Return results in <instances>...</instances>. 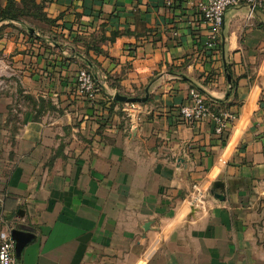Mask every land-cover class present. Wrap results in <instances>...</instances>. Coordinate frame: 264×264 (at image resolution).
Returning a JSON list of instances; mask_svg holds the SVG:
<instances>
[{
    "label": "crops",
    "instance_id": "obj_1",
    "mask_svg": "<svg viewBox=\"0 0 264 264\" xmlns=\"http://www.w3.org/2000/svg\"><path fill=\"white\" fill-rule=\"evenodd\" d=\"M200 1L33 0L32 16L0 19L16 264H264V8L227 9L208 49ZM83 67L93 101L75 93ZM191 90L210 111L192 124ZM195 185L207 199L191 213Z\"/></svg>",
    "mask_w": 264,
    "mask_h": 264
},
{
    "label": "built area",
    "instance_id": "obj_2",
    "mask_svg": "<svg viewBox=\"0 0 264 264\" xmlns=\"http://www.w3.org/2000/svg\"><path fill=\"white\" fill-rule=\"evenodd\" d=\"M244 4L249 8L251 15L255 8H264V0H203L196 4L197 11L201 14L204 22L210 27L205 42V47L214 49L217 45V37L220 27L224 22V15L227 9ZM75 93L77 96L88 101L95 100L99 93V87L95 82L93 74L88 67L81 68L75 77ZM191 103L180 108V116L187 123L202 121L210 116V111L202 95L191 90ZM217 127L216 133L221 134L225 121L219 117L215 118ZM206 192L203 187L195 185L185 199V209H200L206 205ZM0 224L6 229L0 237V264H16L14 256L15 242L11 236L12 227L8 224L3 213V194L0 184Z\"/></svg>",
    "mask_w": 264,
    "mask_h": 264
},
{
    "label": "trees",
    "instance_id": "obj_3",
    "mask_svg": "<svg viewBox=\"0 0 264 264\" xmlns=\"http://www.w3.org/2000/svg\"><path fill=\"white\" fill-rule=\"evenodd\" d=\"M33 9L37 7L33 4V0H24L23 8L15 7L12 1H9L7 7L4 10H0V19L18 20L24 16H32ZM42 19L48 22L47 19Z\"/></svg>",
    "mask_w": 264,
    "mask_h": 264
},
{
    "label": "water",
    "instance_id": "obj_4",
    "mask_svg": "<svg viewBox=\"0 0 264 264\" xmlns=\"http://www.w3.org/2000/svg\"><path fill=\"white\" fill-rule=\"evenodd\" d=\"M228 81H230V78L228 77L227 78ZM115 100L118 101V102H122V103H126V104H136V103H141V102H144L146 100V98H143V99H138V98H127V97H124V96H121V95H116L115 96ZM213 188H217V187H222L221 183L219 182H215L213 185H212ZM264 196V194H263ZM214 197L216 199H221L222 197L218 194H215ZM195 212V209L194 208H191V213H194ZM161 226H150L149 223H146L143 227V229L145 231H148L149 229L151 230H158ZM17 235L18 233L16 231L12 232L11 233V236L13 238V240L15 241V248H14V253L17 251L18 249V246H19V242H18V239H17Z\"/></svg>",
    "mask_w": 264,
    "mask_h": 264
},
{
    "label": "rangeland",
    "instance_id": "obj_5",
    "mask_svg": "<svg viewBox=\"0 0 264 264\" xmlns=\"http://www.w3.org/2000/svg\"><path fill=\"white\" fill-rule=\"evenodd\" d=\"M0 73H2V69H0ZM3 77V76H2ZM7 82H8V79H7Z\"/></svg>",
    "mask_w": 264,
    "mask_h": 264
}]
</instances>
